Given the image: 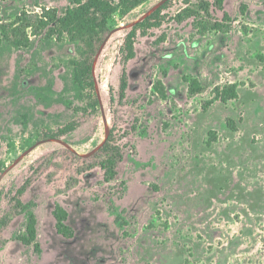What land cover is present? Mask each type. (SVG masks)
Masks as SVG:
<instances>
[{"label":"rangeland","instance_id":"1","mask_svg":"<svg viewBox=\"0 0 264 264\" xmlns=\"http://www.w3.org/2000/svg\"><path fill=\"white\" fill-rule=\"evenodd\" d=\"M164 1L110 17L92 63L97 110L73 82L75 44L0 43V264H264V0H223L221 10L207 0L202 21L228 29L202 35L193 18L177 20L187 5L171 0L160 27L138 32L125 64L129 28ZM74 2L0 0V20L42 8L61 14ZM186 79L202 90L190 94ZM157 81L165 100L154 93ZM230 85L236 99L207 107ZM70 123V134L44 139ZM109 134L123 155L117 177L106 183L97 167L77 174L76 157ZM55 205L71 238L56 231ZM28 213L40 253L14 238Z\"/></svg>","mask_w":264,"mask_h":264},{"label":"trees","instance_id":"2","mask_svg":"<svg viewBox=\"0 0 264 264\" xmlns=\"http://www.w3.org/2000/svg\"><path fill=\"white\" fill-rule=\"evenodd\" d=\"M148 0H75L74 4L65 8L60 14L56 9L42 8L39 14H29L25 10L16 16L9 23L3 24L0 20V43L6 42L10 47L16 50L27 49L31 44V38H42L43 40L68 42L76 46V58L70 61L73 69V82L79 91L81 97H91L92 101L88 107L97 110L98 102L94 92V83L92 78V63L99 47L109 32L108 22L110 17L119 12L122 16L130 14L138 6ZM171 0L164 1L159 7L153 10L141 21L134 23L128 30L125 37V59L126 64L134 57V43L138 32L140 35H146L151 29L158 28L161 25V11L167 7ZM187 5L176 18L179 22L186 18H193V23L197 27L196 33L202 35L209 31L225 32L227 25L219 22L202 21L201 15H208L210 4L208 1H202L193 9L188 7L190 0H181ZM213 4L217 9H222L223 0H214ZM246 7L241 6V14H244ZM223 21L230 22V17L224 14ZM190 94L199 93L202 88L195 79H186ZM127 75L125 68L122 70L119 98H125L127 90ZM154 93L162 100L166 99V92L163 84L157 81L153 87ZM237 98L236 85H230L215 92L214 98L207 102V107L214 101L226 103ZM87 108V107H86ZM77 128L76 124L70 123L59 129L56 134L44 139L60 140L65 135L70 134ZM110 136V134H109ZM107 137L104 142L95 147L86 158L76 157L80 166L77 167V174L84 173L93 168H99L103 172V178L106 183L112 182L117 177V168L123 159L121 149L112 142V137ZM77 179H72L67 184L66 189L74 187ZM29 181L18 190V195L26 189ZM19 203V202H18ZM19 205V204H18ZM55 220V228L58 234L65 238L73 236L72 229L66 224L67 213L59 205H55L52 211ZM37 222L33 213L27 214L25 223V232L14 238L25 246L33 247L34 252L40 253L37 237Z\"/></svg>","mask_w":264,"mask_h":264},{"label":"water","instance_id":"3","mask_svg":"<svg viewBox=\"0 0 264 264\" xmlns=\"http://www.w3.org/2000/svg\"><path fill=\"white\" fill-rule=\"evenodd\" d=\"M152 11H153V10H152ZM152 11H151V12H152ZM151 12H149L146 16H148ZM146 16H145V17H146ZM145 17H144V18H145ZM144 18H142V19H144ZM142 19H141V20H142ZM141 20H140V21H141ZM131 26H132V25H131Z\"/></svg>","mask_w":264,"mask_h":264},{"label":"bare ground","instance_id":"4","mask_svg":"<svg viewBox=\"0 0 264 264\" xmlns=\"http://www.w3.org/2000/svg\"><path fill=\"white\" fill-rule=\"evenodd\" d=\"M108 131V130H107Z\"/></svg>","mask_w":264,"mask_h":264}]
</instances>
